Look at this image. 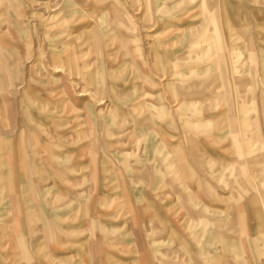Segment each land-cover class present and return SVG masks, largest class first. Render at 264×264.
I'll return each instance as SVG.
<instances>
[{"label":"rangeland","instance_id":"1","mask_svg":"<svg viewBox=\"0 0 264 264\" xmlns=\"http://www.w3.org/2000/svg\"><path fill=\"white\" fill-rule=\"evenodd\" d=\"M263 48L264 0H0V264L48 259L36 232L10 241L54 196L49 166L95 189L100 157L112 194L124 175L143 180L147 157L169 164L164 141L196 119L264 106Z\"/></svg>","mask_w":264,"mask_h":264},{"label":"crops","instance_id":"2","mask_svg":"<svg viewBox=\"0 0 264 264\" xmlns=\"http://www.w3.org/2000/svg\"><path fill=\"white\" fill-rule=\"evenodd\" d=\"M232 109L223 122L196 119L178 142L164 141L169 164L161 158L156 171L147 157L143 180L124 175L112 194L100 157L95 189L84 188L88 175L68 180L60 175L66 169L49 166L54 196L34 199V217L15 223L23 228L12 232L10 245L40 234L49 249L43 264H264V106L240 118ZM70 129L50 136L73 141L78 134ZM86 156L68 159L78 168ZM20 162L31 170L28 159ZM78 181L80 188L65 184Z\"/></svg>","mask_w":264,"mask_h":264}]
</instances>
